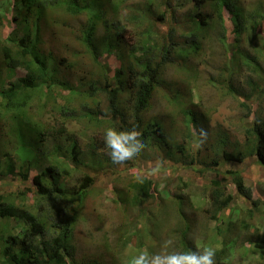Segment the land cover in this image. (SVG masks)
Returning <instances> with one entry per match:
<instances>
[{
  "label": "rangeland",
  "instance_id": "374dc122",
  "mask_svg": "<svg viewBox=\"0 0 264 264\" xmlns=\"http://www.w3.org/2000/svg\"><path fill=\"white\" fill-rule=\"evenodd\" d=\"M125 1L78 0L81 12L77 14L67 12L64 7L47 8L46 16L40 22L38 48L30 51V36L25 37L23 28L29 25L32 40H35L38 32L34 18L39 15L41 5L35 0H0V39L4 40L21 22L18 35L27 39L29 44L23 48L15 45L14 48L25 49L31 56L40 55V59L45 61L49 59V74H56L58 80L75 90L70 94L69 87L65 90L61 83H56L53 87L55 98L49 96L43 100L36 92L24 106L13 110L2 106L0 95V195L12 204L27 206L33 212L39 211L42 219L46 215L54 218L56 215H74L77 222L70 244L75 249L76 264H125L126 252L146 248L156 253L168 238L173 239L175 251H183L184 233L196 249L212 245L220 250L224 240H231L233 248L224 260L229 264H264L260 250L252 246V242H257L264 234V168L257 163L255 156H247L240 163H224L219 159L220 166L212 170L213 157L208 158L209 152L204 157L206 146H216L221 152L235 153L240 157L239 152L245 151L247 142L252 139L247 131L254 122L264 124V87L261 93L251 95L247 107L241 103L244 99L241 95H250V83L257 85L255 82L260 81L258 75H264V0H237L238 11L245 22L243 25H248L242 34L241 31L238 33L239 30L237 33L233 31L238 21L227 10L223 9V24L218 23L214 0L199 6L201 12L212 18L209 23L201 22V28L195 25L194 29L198 27L201 31L194 39L200 46L194 53L187 48L192 37L184 36H190L185 20L195 12V4L187 0H167L160 10V13L165 12L167 3L173 7L167 12L160 29L162 35L175 30L172 38L165 43L167 46L173 44L175 49L171 53L172 62L166 67L161 84L155 90L145 120H159L172 144L181 143L187 134L193 135L194 130L198 131L200 127L208 131L207 142L200 151L197 150L199 157L192 140H189L188 149L192 146L196 157L189 152L188 161L193 158L194 164L188 162L185 165L180 162V155L169 156L156 148L145 149L139 157L126 164H113L103 143L105 129L112 127L110 117L107 115L104 118L108 112L107 94L102 91L98 95L100 104L91 102L88 106L83 105L85 99L77 96L83 86L84 90L87 88L91 76L95 77L100 88L106 82L102 67L87 52L82 36L94 10L101 8L106 13L103 21L96 25L94 38L97 43L104 40L110 28H117L120 24L121 28L127 29L124 36L130 47L139 44V30L135 29V20L131 18L135 6L141 8L148 0ZM118 3L121 4L122 21L113 12ZM15 16H24L23 20L27 23H23L22 19L14 22ZM251 23L256 33L251 28L249 30ZM251 37L255 41L249 43ZM2 47L3 44H0V93L16 84L18 76L26 72L18 73L16 70L13 75ZM181 48H187L188 52L178 56L177 50ZM156 51L162 54V47L158 45ZM50 53L53 58L49 57ZM243 53L252 57L257 55L260 67L254 73L246 64L242 63L238 68V63L232 65L230 61V68L236 71L231 76L234 84V89H231L228 81L230 74L225 72L227 63L230 58L238 59ZM155 54H158H153L157 59ZM124 56L128 61V57ZM62 60L65 64L58 63ZM103 61L111 68L110 77L122 65L115 55L105 56ZM225 79L227 83L220 82ZM174 95L179 97V103L174 101ZM67 102L70 113H61V104ZM89 108H96V113L104 118L103 122L85 118L84 113L89 112ZM26 117L37 122L36 125L41 124L38 132L36 128L29 129L33 126L30 120L24 124ZM192 120L194 123L190 122ZM222 140L228 145L225 146ZM74 143L77 160L66 164L68 169L66 167L64 171L67 174L61 173L66 177L60 181L66 196L54 193L47 200L41 199L35 194L32 179L54 166L58 160L67 158ZM56 149L61 153H56ZM204 151L206 153L201 155L200 152ZM37 158L39 163L35 160ZM158 159L166 162L167 175L146 178L144 181L149 182L150 188V193L146 194L145 183L135 182V174L154 166ZM11 165L14 173L8 172ZM27 168L28 179L22 181L20 172ZM235 171H240L244 177L245 195L239 194L233 183L231 172ZM85 175L93 178V184L84 205L80 206L75 193L84 183ZM214 180H219L225 197L232 196L230 208L223 210L230 221L218 229L216 221L211 219L212 205L206 195ZM179 197L184 200L183 208L179 207ZM16 225L12 220L0 221V232H4V228L13 232ZM47 236H51L50 231Z\"/></svg>",
  "mask_w": 264,
  "mask_h": 264
},
{
  "label": "trees",
  "instance_id": "16d2710c",
  "mask_svg": "<svg viewBox=\"0 0 264 264\" xmlns=\"http://www.w3.org/2000/svg\"><path fill=\"white\" fill-rule=\"evenodd\" d=\"M40 4L42 9L39 12L37 18L35 17V28L37 27V36L35 40H32L31 33L29 31V25L26 27L24 25L23 31H25V37L30 36L31 46L29 47L30 51L38 48L37 42H39V32L41 29L40 22L46 16L47 8H57L64 7L67 12L72 14H77L81 12L78 0H35ZM125 1V0H123ZM192 1L195 4V12L191 14L186 20L185 25L188 26V33L192 37L191 42H188V47L192 52H196L200 46L197 42L194 41L195 38L199 36L200 29L197 27L195 30V25L199 27L206 22L209 23V20L212 16L204 14L199 10V6H203L205 3L213 0H187ZM214 8L218 15V23L223 24V15L224 10H227L233 14V19L237 18L236 25H234V32L237 33L238 30L241 34L244 33L248 25L244 27V19L240 16V9L237 6V0H214ZM126 2V1H125ZM123 2V3H125ZM164 2L167 0H148L147 4L141 8L135 6L132 21L135 20L134 27L136 30H139L140 39L139 44L133 47H130L129 43L125 39L126 28L120 27V24H117V28H110V32L106 35L104 40L99 43L95 41L94 33L96 31L97 22L103 21V15L106 14L102 9L94 10L91 13L90 22L87 29L83 33L84 45L87 49V52L91 54L92 59L96 64L102 67L103 76L106 79L105 85L99 87L96 84V79L94 76L89 78V85L84 90L83 86L79 91V98L85 99L84 106L91 105L94 103L99 105L100 99L98 97L99 93L102 91L107 94V99L109 100L108 112L105 114L104 118L107 115L110 117L112 122V127L118 130L131 129L133 126H136L140 131H142L141 139L146 144V149L161 150L169 156H174L176 154L180 155V162L184 165L189 161V152L193 154V147L190 146L188 149L189 140H192L193 135L187 134V137L183 139L181 143L175 142L172 144L165 134L161 122L157 119L145 120V114L151 108L155 90L161 84L162 75L171 61V53L173 44L168 46L165 44L168 38H172L175 30L171 29L168 34L162 35L160 27L166 20V14L170 9H173L168 3L166 5V10L163 13H160ZM121 4L118 3L115 5L113 12L119 21H122V13L120 11ZM239 10V11H238ZM4 11V9H3ZM135 16H134V12ZM215 12V13H216ZM36 16V15H35ZM24 16L14 17V22L22 19L23 23H27L23 20ZM105 21V20H104ZM203 24H202V23ZM249 23L251 22L249 18ZM120 23V22H118ZM237 23L239 25H237ZM21 25V22L18 24ZM18 25L10 33L7 34L4 40L0 39V44H3L2 52L6 56V63L8 67L12 70L13 75L16 73L24 72V75H20L17 78V83L10 85L5 90H2L0 93L2 98V106L5 109L13 110L14 108L18 109L26 104V101L32 98V95L38 92L43 97V100L47 97H56V92L53 87L56 86V83H61L60 85L67 87L70 90L69 93L72 94L75 92L67 84L61 82L56 78V74H49V59L42 60L40 55L34 56L27 50L15 49L14 46L18 45L19 47H24L29 44L27 39L20 38L18 35ZM252 23L249 26L253 32L256 33V29L252 26ZM200 27V28H201ZM241 38V37H240ZM249 39V38H248ZM189 40V39H188ZM249 43L254 42V37H251ZM240 43V42H239ZM259 41L257 40L258 44ZM158 45L162 47V54L158 50ZM180 48V47H179ZM187 48H181L177 50L178 56L185 55L188 50ZM154 53H157V59L154 58ZM109 55H115L119 62L122 63L121 67L116 70V73L113 77L109 76L111 71L110 66L105 63L104 57ZM128 57V61L125 60V56ZM53 54L50 53L49 57H52ZM53 58V57H52ZM50 58L57 64L54 59ZM50 60V61H51ZM230 61L232 65L238 63L239 66L243 63L246 64L249 68H252L254 73H257L259 70V61L258 56L252 57L246 53H243L239 56L238 59L235 57L230 58L227 63L226 73H229L230 78H228L229 87L234 89L232 75L235 74V68H230ZM65 64V61L58 62ZM57 66V65H56ZM58 67V66H57ZM49 70V71H48ZM235 71V72H234ZM53 73H56V70H53ZM264 74V73H263ZM100 76V74H99ZM260 81L250 83V88H252L250 95L242 96V106L247 107L248 101L251 98V95L254 93H261L264 87V75H258ZM114 80L115 84H112ZM223 84L227 83V80L220 81ZM65 84V85H64ZM67 85V86H66ZM58 86V85H57ZM33 92V93H32ZM247 93V92H245ZM124 99V100H123ZM174 101L179 103V97L174 95ZM83 106V107H84ZM96 108H89V112L84 113L85 118L90 121H97V123L103 122L102 116L100 113H96ZM61 113H70L69 103L61 104L60 106ZM68 111V112H67ZM30 120L33 126L28 127L29 129L36 128L37 132L41 124H35L34 120L27 118L24 120ZM194 123V120L190 121ZM196 125V124H195ZM35 130V129H34ZM252 139L249 140L246 146L245 151H240V157L236 156L235 153L231 154L227 151L221 152L216 146H206L204 152H200L201 155H204L206 158L208 156L212 158L211 169L216 170L220 166L219 159H222L224 163L228 162H243L244 158L247 156H255L257 158V163L264 168V124L259 122H254L253 127L247 131ZM227 146L228 144L225 140H222ZM105 144V142L103 141ZM76 143L72 145V149L68 152V157L64 160H58L49 168H47L42 173L38 174L32 179V185L35 187V194L41 199L47 200L54 193H59L62 196H66L65 190L61 188V179L66 178L61 173L67 174V171H64L68 165H66L70 160L76 159ZM200 151V150H198ZM198 151L196 150L197 157H199ZM56 153H61L60 150L56 149ZM196 157V155H194ZM218 159V160H217ZM39 163V158L35 159ZM196 161V160H195ZM189 164H194L193 158L190 160ZM63 167V168H62ZM68 169V167H67ZM8 172L14 173L13 167L9 168ZM233 183L237 187L239 194H246L245 181L242 173L240 171L231 172ZM20 177L22 181L28 179V168L20 172ZM84 183H82L77 192L75 193L76 200L78 204L84 205V202L87 197V193L92 186L93 178L89 175L84 176ZM90 182V183H89ZM145 193L149 194V182L144 181ZM212 187L208 194L210 198V203L212 205L211 219L216 221V229L220 225L229 222L227 220V214L223 212L225 208H230V203L232 201V196H224V191L221 188L219 180H214L211 182ZM186 186V185H185ZM143 188V189H144ZM226 189V188H225ZM224 189V190H225ZM179 207H184V200L179 197ZM225 211V210H224ZM40 212H33L27 206H17L10 203L4 195H0V221H14L16 222L15 231L4 228V232H0V264H76L74 259L75 249L72 244H70L72 233L76 225V217L71 215L69 217H48L45 216L44 219L40 217ZM57 217V218H56ZM53 220V222H51ZM188 229V228H187ZM187 229L184 231L186 232ZM50 231L51 236L45 237V235ZM2 233V234H1ZM226 233V232H223ZM264 233V231H263ZM184 239L182 242L183 251L189 249L196 250V248L188 242L187 234H183ZM126 239V238H125ZM251 242V241H249ZM235 243V242H233ZM122 244V242H121ZM124 244V243H123ZM222 249H216V264H229L225 262L227 252L233 248L232 241L224 240L222 242ZM212 246V245H210ZM254 248L260 250L261 252V262L264 261V234L259 238L257 242H252ZM224 261V262H223Z\"/></svg>",
  "mask_w": 264,
  "mask_h": 264
},
{
  "label": "clouds",
  "instance_id": "9594fccd",
  "mask_svg": "<svg viewBox=\"0 0 264 264\" xmlns=\"http://www.w3.org/2000/svg\"><path fill=\"white\" fill-rule=\"evenodd\" d=\"M3 53V52H2ZM208 131L200 127L193 132L192 146L196 150L202 149L208 140ZM142 131L136 126L131 129L118 130L107 127L104 134L105 146L113 164L121 165L139 157L146 149V144L141 139ZM166 176V162L158 159L154 166H149L146 171L135 174V182L143 183L146 178ZM172 238L164 240L159 252L151 253L146 248L136 249L132 253L126 252L125 264H216V249L205 245L196 250L175 251Z\"/></svg>",
  "mask_w": 264,
  "mask_h": 264
}]
</instances>
